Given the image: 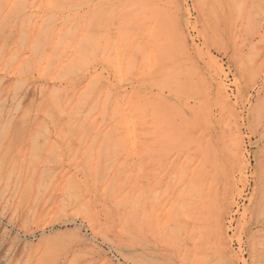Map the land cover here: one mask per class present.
<instances>
[{"label":"rangeland","instance_id":"374dc122","mask_svg":"<svg viewBox=\"0 0 264 264\" xmlns=\"http://www.w3.org/2000/svg\"><path fill=\"white\" fill-rule=\"evenodd\" d=\"M235 1L242 4L237 7ZM252 1L185 0L190 13L189 34L195 45L217 58L223 66L228 93L244 137L247 169L243 182L234 172L226 148L218 154L213 147V159L219 162L218 169L215 168L219 176L217 191L208 190L211 177L197 179L206 189L196 187L193 191L191 175L176 171L175 165L184 160L165 161L150 139L147 145L152 148L139 147L134 150L136 154L133 152L125 158L126 154L116 148V143L109 148L108 144L85 141L86 130L78 128L76 136L69 134L72 117L65 115L64 119L59 116L54 120V113H58L62 101L66 102V84L58 78L54 79L55 83L51 82L48 75L33 67L39 57L29 39H38L39 35L30 33L40 24H33L35 18L28 8L6 10L0 5V264H264V213L260 214L264 212V3L256 0L253 4ZM137 2L108 0L97 9L89 7L87 0L66 1L72 6L71 14L76 10L85 19L88 29L94 25L93 9H97L101 18L95 20L93 31L90 29L92 33L100 28L105 17L101 27L107 23L104 29L127 30L136 37L135 41L144 42L140 43L144 46L147 38L142 37L143 29L136 20L143 10ZM150 2L158 10L173 6L170 0ZM73 5L77 6L73 8ZM103 7H108V11ZM68 14L66 12V16ZM66 16L59 13L54 24L60 25ZM8 33L13 38L8 37ZM6 38L11 40L8 44ZM16 47L20 51L11 54V49ZM22 52L24 61L16 66ZM137 56L134 60L140 65L142 59ZM99 69L103 71L101 65ZM107 73L105 71L106 77L114 79L113 74ZM142 79L140 74L134 76L126 85V91L123 87L120 94L144 93L153 98L157 90L150 85L147 90L142 89ZM53 88L58 90L53 93ZM57 98L61 101L54 102ZM214 106L218 127L207 132L201 130L202 133L199 130L197 135L215 136V129L222 127L225 115ZM48 108L54 110L53 115ZM111 151H118L115 154L124 158L112 155L119 162L115 164ZM87 171L97 172V176ZM231 177L235 179L237 194L233 204L222 210L224 186ZM219 225L224 228L225 241L230 248L228 254L215 234Z\"/></svg>","mask_w":264,"mask_h":264},{"label":"bare ground","instance_id":"6f19581e","mask_svg":"<svg viewBox=\"0 0 264 264\" xmlns=\"http://www.w3.org/2000/svg\"><path fill=\"white\" fill-rule=\"evenodd\" d=\"M66 1L67 0H0L1 7L4 5L6 10H15V8L20 10L24 8L30 9L32 16L35 18L34 21L32 20L33 24H40L39 27L32 28L30 33L39 35L38 39H36V41L29 39L32 48L39 57V60L36 61L33 67L37 66L36 69L40 73L48 75L51 82H54V79L58 78L62 83L66 84V102L62 101V105L59 107L58 113H54L55 118H52L55 120L56 117L60 116L64 119L65 115L72 117L70 125L67 124L68 130H70L69 134L70 132L74 133L73 135L77 134V132H79L78 128L80 131L86 130L85 132L88 135V138L85 141H94L96 142V145L108 144V147L112 146L111 148H113V146L115 147L114 143H116L118 145L116 148H120V152H124V154H126L125 158L127 155L128 157L129 155L132 156L131 153H135L139 147L143 148V146H145L147 149L151 147L150 144L147 145V142L150 139L152 142L151 144L156 149H159V152L165 161L172 160V158H174V162L181 159L184 160L183 162L180 161L175 165L176 171L180 174H185L186 176L187 174L191 175L190 177L194 179V181H192L195 182L193 183L191 181L192 183H189L190 186L194 188H191L193 191H195L196 187L206 189L204 185L198 184V182L200 181L199 179L208 177L212 178L211 186L208 190H218L216 185L218 183L217 178L219 176L218 171L215 168L218 169L219 162L218 159H213L214 156L212 155V151L213 147H215L217 148L218 153V151L220 152L222 149L224 150L225 147L232 160L234 172L239 174L242 181V178L246 177L247 169L244 137L241 131L240 119L235 111V107L232 104L230 94L228 93V88L225 82L226 74L223 66L219 63L217 58L212 57L206 51L203 52L192 40L189 34V28L191 26L190 13L185 0H170L173 6L163 10H158L153 3L150 4L151 0H138L137 4L141 6L143 12L136 17V20L140 22L143 29V32H141L142 37L145 38L146 36L147 38L144 46H141V40L140 43L135 41L136 37L127 30L119 31L118 28H116V31L114 30L115 28H113V30L111 28L104 29L107 23H105L104 27H101V24L104 23L103 21H106L104 20L105 15L100 22L101 24L99 23L100 28L97 27L98 29H94L95 32H91L93 31L92 28L96 23L95 20L101 18L96 10L101 6L100 3L108 0H87L89 7L95 6V8H97L96 10L95 8L93 9V11H95L93 13L94 25L90 28L91 31L88 29L84 21L85 19H83L81 15L76 12V10L71 14L72 6H68ZM130 1L131 0H127V4H129ZM261 2L264 3V0H261ZM239 3H237V7H239ZM254 3L255 2H253V4ZM127 4H125V6ZM74 6L77 5H73V8H75ZM116 6L118 8V4ZM252 6L254 8V5ZM105 8L108 11V7ZM234 8H236V4ZM253 8L251 10H253ZM258 10L263 12L261 9ZM238 11L239 9L236 12ZM37 12L42 13L38 14ZM66 12H69L68 16H66ZM59 13H65L66 19L60 25H55L54 21ZM88 16H90V14ZM257 16L258 15H256V17ZM235 17L238 18L237 15ZM247 18L248 17H246V19ZM33 24L31 26H33ZM128 27L125 29L132 32V30ZM121 29L123 30V28ZM32 30H36L37 33L35 34ZM25 31L26 30L22 31L23 36L25 34L23 32ZM11 32H13V30ZM0 36V39H2L1 34ZM10 36L13 38L12 35L9 34L8 37ZM10 41L11 40L8 41L7 38L5 40L7 44ZM17 50H19L18 47L12 48L11 54H14ZM135 55H140V58L142 59L140 65L136 63V60H134L136 58ZM24 57V52H22L20 59L16 62V66L20 65L24 61ZM99 65L103 67V71H100L101 69H99ZM258 68L260 67L258 66ZM105 71H108V75L113 74L114 79L106 77ZM139 74L143 78L142 81L144 82V84H142V89L147 90L148 85H150L155 87L157 90L153 98H150L148 96L149 94L144 93L135 96H132V94H120L123 87V90L126 89L125 87L130 82V79ZM23 81H20L19 83H22ZM24 82L29 81L26 80ZM138 83L140 82L138 81ZM4 86L7 85H3L2 90H4ZM150 88L151 89L149 90L154 92L152 91L153 88ZM57 90L58 89L53 91V93ZM166 91H168V94H165ZM58 97H60V95ZM5 98H7V95ZM21 99L22 98H20V100ZM58 99L59 98H57V101L54 102L61 101ZM190 99H193L192 101H194V103H192ZM214 105L219 107L222 114L225 115V120L223 124L221 123L222 127L220 126V128L215 129L217 133L215 136H209L208 138L203 136V138L201 136V130H205V132H207L210 128L214 129L218 127L219 123L213 114ZM51 108H48V110ZM50 112L51 115H53L52 112H54V110L51 109ZM1 113L2 112H0V114ZM148 117H150V119H147ZM20 122L22 123V121ZM16 123L18 122L16 121ZM147 124L151 126H148ZM63 125L65 126V123ZM73 127L75 128L72 129ZM199 130L201 133L197 135ZM108 147H106L107 150ZM112 150H115V148ZM106 152L104 151L103 155ZM115 152L116 151H111L110 155L112 161H115L113 159L115 155L117 158H119V155L121 158L123 157L121 154H115ZM150 152L152 153V151ZM116 153H118V151ZM94 155H92V157L94 156L95 161L97 158V151H95ZM112 155L114 157H112ZM106 156L108 157V155ZM89 160L91 162V158ZM107 160H105V163L108 162ZM126 161L123 162L126 163ZM173 161L171 163H173ZM114 163L118 164L119 162L115 161ZM94 166L96 167L97 165ZM114 167L118 166L116 165ZM106 168L104 169L105 171H107ZM92 170L94 169H91L90 172H93ZM104 170L102 172H104ZM116 171L120 172L118 169H116ZM108 172H110V170H108L107 173ZM127 173H129V171ZM88 174L90 175L95 173ZM96 174L95 176H97ZM183 179V177L182 179L179 178L180 181ZM220 180L221 179H219V185L221 182ZM84 185L86 186L87 184ZM88 189L89 188H87V191ZM66 192L70 195V192ZM236 194L237 187L235 179L233 177L228 178L224 186L221 199L222 210H226L233 204ZM67 197L70 199L69 196ZM81 197H83V195H81L79 199ZM216 200L219 201L218 199ZM182 209L185 210L184 207ZM263 213L264 212L260 214ZM155 226L152 225V228ZM215 234L218 238L219 244L226 250V254H228L230 248L225 241L226 236L224 228L219 225L216 228Z\"/></svg>","mask_w":264,"mask_h":264}]
</instances>
